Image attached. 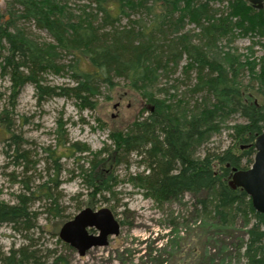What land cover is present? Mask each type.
Segmentation results:
<instances>
[{
	"label": "trees",
	"instance_id": "16d2710c",
	"mask_svg": "<svg viewBox=\"0 0 264 264\" xmlns=\"http://www.w3.org/2000/svg\"><path fill=\"white\" fill-rule=\"evenodd\" d=\"M12 1L15 6L20 7L17 8V14L21 20L46 29L54 40L39 46L24 30H10L9 22H2L0 12V48H4V43L6 44L5 53L0 54L1 70L10 75L17 88L16 92L24 85L32 84L39 98L60 95L74 99L81 108L94 109L100 84H111V73L123 77L136 90L147 78V64L158 68L185 55V70L194 69L197 78L190 91L193 94L204 91L206 96L203 98L212 99L218 106H229L245 118V122L235 128L234 138L239 139L240 144L243 143L244 149L240 154L234 152L236 145L218 152L207 149L203 156L195 158L192 154V142L204 132L202 117L191 116L180 127L165 104L148 98L154 109L148 116L136 118L126 131L111 133L116 152L138 151L145 154L147 173L136 176L135 180L145 191L144 194L156 202L178 201L185 194L192 197L194 221L200 222L190 230L186 238L177 235L172 240L170 255L176 264H224L226 258H220L217 263L216 255L210 252L215 243H220L230 256L228 259L241 257L245 259L243 264H264V213L253 208L250 197L242 188H232L229 185L233 168L246 169L252 164L256 152L254 138L264 132V56L258 65L248 60L241 64L236 56H232L226 67H223L210 57L204 44L188 42L181 46L172 39L156 42L157 34L167 39V30H171L179 17L178 9L169 8L168 5L172 2L168 0H85L88 5L93 6V11L86 14L85 10H81L82 21L71 30L61 20L60 7L53 1L49 4L46 0ZM200 2L201 0H185L183 6L186 7L180 16L202 23L204 39L210 44L227 30V22L224 18L208 19L211 10L207 6H201ZM239 2L246 4L244 0ZM247 6L253 8L250 3ZM115 7L118 12L113 11ZM138 9L153 16L150 24L141 26V30L131 27L120 30L116 24L119 17H128V12L130 14ZM99 18L101 23L94 24ZM108 26H111V30H104ZM63 52L71 54L75 59L87 60L92 69L83 70L77 67V63L74 67L59 65L58 60ZM60 68L70 70L68 76L72 84H43L47 71L56 72ZM244 68L249 73L248 81L254 82L251 87L241 88L238 77ZM142 111L143 109L140 112ZM0 119L5 131L9 133L5 140L14 144V157L20 164L21 160H26V153L19 146L20 136L10 132L6 108L0 112ZM159 125L161 129L155 128ZM59 129L57 140L61 143L57 144V148H61L62 152L57 153L55 149L47 148L48 156L54 163L55 174L60 171V157L75 151L81 157V154L88 152L92 154L89 166L83 168L79 165L85 188L95 196L103 197L105 193H112L108 176L106 181H101V171H106L109 167V155L101 156L105 150L93 153L85 144L73 142L67 145L63 137L65 133H61ZM158 133L162 135L159 140L156 138ZM50 188L46 182L35 191L25 182L24 190L15 195L13 203L0 201V225L9 224L16 231L32 230L36 226L37 217V211L32 210V203L36 199L49 200L45 201L48 204L45 209L49 213H57L58 201ZM242 222L245 223L244 230L236 229L237 223L240 227L244 225ZM204 227L213 230L209 228L204 233ZM219 233L224 241L212 238ZM211 241L214 247L208 253ZM67 248L70 249V246ZM44 253L30 245L11 247L6 252L0 249V264H70L69 259L62 254L51 253L48 249ZM151 259L152 264L165 262L163 258L156 256Z\"/></svg>",
	"mask_w": 264,
	"mask_h": 264
},
{
	"label": "rangeland",
	"instance_id": "374dc122",
	"mask_svg": "<svg viewBox=\"0 0 264 264\" xmlns=\"http://www.w3.org/2000/svg\"><path fill=\"white\" fill-rule=\"evenodd\" d=\"M46 1L48 4L53 1L60 7V18L70 28L68 30L81 23V10H85L86 14L93 11V6L88 5L85 0ZM168 1L172 2L168 5L169 8L178 9L179 17L171 30H167V39L157 34L156 42L172 39L181 46L188 42L204 44L210 57L223 67H226L232 56H236L241 64H245L243 62L247 60L260 64V59L264 56V8H250L247 6L248 2L241 4L239 0H201L200 5L211 10L208 19L224 18L227 22V30L213 43L208 44L202 33V23L193 21L190 17L180 16L186 7L183 6L185 0ZM17 8L20 7L15 6L12 0H0L2 22H9L10 30H24L39 46L54 42L46 29L21 20ZM113 11L118 12V9L115 7ZM128 15L119 17L116 24L120 30L129 27L141 30L153 19L151 14L140 9L130 14L128 12ZM201 21L203 22L202 19ZM100 23L99 18L94 24ZM104 30L110 31L111 26ZM5 46L4 43V48H0V54L5 53ZM1 62L0 57V112L6 108L10 132L24 140V143L21 142V148L26 150V160H21L20 164L15 160V146L5 140L9 133L5 131L0 119V201L13 203L15 195L24 190L25 182L35 191L39 185L47 182L58 201V212L55 214L45 209V205H48L45 201L49 200L36 199L32 203V210L37 211V217L36 226L30 231H16L9 224L0 225L1 251L30 245L42 254H45L47 249L51 250V253L62 254L69 259L70 264H152L153 256L163 258L164 264H176L170 255L173 249L170 247L172 240L177 235L186 238L190 230L200 222L194 221V201L189 194H185L181 200L161 203L144 194L145 191L139 187L135 178L147 173L145 154L122 150L116 152L111 133L126 131L136 118L148 116L149 112L154 110L148 98H153L165 104L174 114V119L180 127H183L191 116L202 117L204 132L192 142V154L195 158L203 156L207 149L218 152L232 145L237 146L234 152L240 154L244 145L239 143V139H234L235 128L244 123L245 118L229 106H218L212 99L203 98L206 96L204 91L195 94L190 91L197 78L194 69L185 70V55H180L175 61L158 68L147 64V78L136 90L132 89L123 77L111 73L112 83L100 84V93L94 109L81 108L74 99L60 95L39 98L32 84H26L16 92L17 88L10 75L1 70ZM75 63L83 70L92 69L87 60L75 59L69 53L63 52L58 60L59 65L74 67ZM240 72L238 78L241 88L251 87L254 82L248 81L247 68ZM69 74L68 68L56 72L47 71L43 84H72ZM155 128L161 129V125ZM57 129L65 133L63 137L67 145L73 142L85 144L93 153L105 150L101 156L109 155V167L108 170L101 171V181H106L108 176L112 193H105L103 197L95 196L89 194L85 188L79 165L83 168L89 166L92 154L88 152L81 154V157L77 151L60 157V171L55 174L54 163L48 156L47 148L55 149L57 153L62 152L61 148H57V144L61 143L57 140ZM156 135L158 140L161 139L162 135ZM52 179L54 181H51ZM85 207L94 210L107 207L121 227L118 235L109 236L106 246L90 248L80 256L74 248H67L68 245L60 240L58 231L63 222L72 219ZM238 223L235 225L236 229L243 231L245 223L242 222L244 225L241 227ZM209 228H202L203 232L206 233ZM88 230L97 233L93 228ZM212 238L224 241L220 233ZM215 244L214 247L211 241L207 252L214 247L210 252L216 255L217 263L220 258H226L224 264L245 262L241 257L228 259L230 256L222 249L220 243Z\"/></svg>",
	"mask_w": 264,
	"mask_h": 264
},
{
	"label": "water",
	"instance_id": "95a60500",
	"mask_svg": "<svg viewBox=\"0 0 264 264\" xmlns=\"http://www.w3.org/2000/svg\"><path fill=\"white\" fill-rule=\"evenodd\" d=\"M245 1L256 9L264 6V0ZM253 144L256 152L252 164L246 169L233 168L229 185L242 188L250 197L253 208L264 213V132L255 136ZM91 228L97 233L89 232ZM119 232L120 224L110 209L85 207L72 219L62 223L58 236L82 256L90 248L106 246L109 236L118 235Z\"/></svg>",
	"mask_w": 264,
	"mask_h": 264
},
{
	"label": "bare ground",
	"instance_id": "6f19581e",
	"mask_svg": "<svg viewBox=\"0 0 264 264\" xmlns=\"http://www.w3.org/2000/svg\"><path fill=\"white\" fill-rule=\"evenodd\" d=\"M22 141L24 143V140L20 137L19 142H18L19 143V146H22V144H21ZM24 152H26V150H24ZM135 152L140 153L138 151H135ZM141 153H143V152H141Z\"/></svg>",
	"mask_w": 264,
	"mask_h": 264
},
{
	"label": "flooded vegetation",
	"instance_id": "af4514ba",
	"mask_svg": "<svg viewBox=\"0 0 264 264\" xmlns=\"http://www.w3.org/2000/svg\"><path fill=\"white\" fill-rule=\"evenodd\" d=\"M119 222V221H118ZM119 224H120V222H119ZM120 227H121V225H120Z\"/></svg>",
	"mask_w": 264,
	"mask_h": 264
}]
</instances>
